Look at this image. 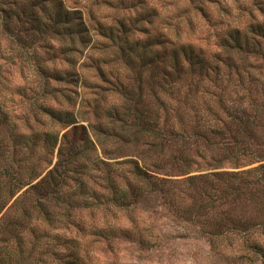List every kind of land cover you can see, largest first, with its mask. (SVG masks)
Wrapping results in <instances>:
<instances>
[{"label":"rangeland","instance_id":"374dc122","mask_svg":"<svg viewBox=\"0 0 264 264\" xmlns=\"http://www.w3.org/2000/svg\"><path fill=\"white\" fill-rule=\"evenodd\" d=\"M256 1L253 5V0H0V106L11 129L8 134L0 133V139L49 131L61 137L75 125L85 126L107 162L135 159L146 164L159 178L178 181L210 172H239L263 165L264 105L258 111L249 110V118L256 122V127L250 137L233 146L232 156L243 165L238 169L231 165L235 161L218 163V160L224 157L221 149L233 144V134L242 131L237 128L236 132L232 127L233 132L214 135L208 125L218 120L231 122L221 104L242 111L241 102L247 97L248 89L254 94L264 83V57L246 63L235 56L234 67L223 69L222 66L220 71L224 90L219 84L213 86L217 94L213 97L198 85V96L190 98L187 106L182 104L186 87L177 82L175 74L167 78L172 106L183 115L170 113L166 117L162 105L165 80L162 53L150 64L142 52L136 56L131 51H120L129 49L133 41L143 45L150 38L160 40L170 27L176 26L182 34L190 33L194 39L201 37L204 46L214 49L215 36L221 28L217 16L225 24L231 21L222 10L230 6L234 15L248 10L256 12L259 0ZM198 6L213 12L214 17L201 19L195 9ZM45 7L77 12L82 18L83 33L71 39L66 34L37 30V20L49 24L43 13ZM171 40L178 42L176 32L171 34ZM159 45L157 41L154 49L160 52ZM49 73L60 76V80H48ZM243 73L252 74L254 80L248 79L250 83L241 85L237 74ZM125 93L129 94L127 99ZM220 98L224 103H219ZM45 107L72 113L75 123L64 129L63 124L55 123L44 113ZM107 110L118 111L119 119L110 118ZM137 110L146 112L153 122L159 123L160 130H166L168 141H164L167 146L162 154L146 146L151 139L138 134L135 128L123 129L120 119L132 126ZM177 120L185 124L202 122L200 136L196 138L192 132H188L187 139L172 136L171 123ZM157 142L163 140L159 138ZM41 146L42 142L37 156L44 152ZM57 153L58 147L51 156V168L57 161ZM247 162L254 163L245 165ZM260 177L263 180L260 188L243 197L232 212L222 205L213 213L194 209L185 214L194 224L175 222L165 199L160 194H148L137 202L134 219L139 235L111 236L106 243L93 237L95 243L83 240V249L89 252L85 264H262L261 256L254 250L264 241V176ZM226 215L246 223L244 230L252 227L254 237L232 239L225 244L227 248L212 249L201 237L200 229L208 218ZM85 220L93 221L90 216H85ZM123 223L128 226L125 220ZM139 236L147 243L141 245Z\"/></svg>","mask_w":264,"mask_h":264},{"label":"trees","instance_id":"16d2710c","mask_svg":"<svg viewBox=\"0 0 264 264\" xmlns=\"http://www.w3.org/2000/svg\"><path fill=\"white\" fill-rule=\"evenodd\" d=\"M255 3L257 1L253 0V5ZM258 3L256 12L248 10L241 15H234L230 6L222 10L231 21L225 24L217 16L221 28L215 36L214 49L204 46L201 37L194 39L190 33L182 34L176 26L170 27L160 40L150 38L143 45L133 41L129 49L120 50L131 51L136 56L142 52V57L149 60L150 64L157 54L162 53L161 69L165 77L162 105L166 117L170 113L183 115L172 106L173 98L169 94L171 89L167 78L175 74L177 82L186 87L182 104L187 106L190 98L198 96V85H202L203 92L213 97L217 96L212 90L213 86L219 84L222 88L217 89L224 90V79L220 71L222 66L223 69L234 67L235 56L246 63L264 57V0ZM195 9L201 19L210 20L214 17L213 12L204 6ZM43 13L49 24L37 20L36 28L40 32L52 31L73 39L84 31L82 18L75 11L62 7L52 11L45 7ZM173 32L178 35L176 44L171 40ZM157 41H160V52L154 49ZM245 74H237L241 85H245L246 81L250 83L248 79L254 80L250 76L252 74ZM58 77L46 74L48 80H60ZM194 77L203 79L195 80ZM260 86L254 94L248 89L247 97L241 102L242 111L221 104L223 111L231 118L230 123L217 119L219 122L208 125L210 133L214 135L233 132L232 127L236 132L242 131L241 134L236 133V136L233 134V144H226L227 147L221 149L224 157L218 163L229 160L231 163L235 161L231 164L233 168L243 167L237 162L236 156H232L233 146L250 137L256 127V122L249 118V112L258 111L264 105V83ZM125 94L127 99L129 94ZM220 102L224 103L222 98ZM43 109L52 121L63 124L64 129L75 123L70 112L56 111L50 107ZM107 113L110 118L119 119L118 111L107 110ZM6 117L0 106V133L4 134L11 131ZM135 118L132 126L120 119L123 129L135 128L138 134L151 139L146 146L162 154L167 146L164 141H168L164 134L166 130H160L159 123L153 122L144 111L137 110ZM171 125L170 134L182 139L189 138L191 132L197 138L203 126L202 122L185 124L182 120ZM159 138L163 142L158 143ZM41 142L44 152L37 156ZM57 147V161L51 168V156ZM101 154L85 126L75 125L61 137L49 131L42 135L22 133L13 138L0 139V264H85L89 252L83 249V240L95 243L93 237L106 243L111 236L130 238L139 235L134 219L137 202L148 194H160L165 199L166 207L175 222L194 224V220L185 214L194 209L206 211L207 214L210 210L213 213L222 205L230 208L228 212H232L243 197L260 188L263 181L260 176H264L263 164L239 172H210L190 176L182 181L168 180L159 178L138 160L126 159L110 163ZM252 163L247 162L245 165ZM257 174L259 176L255 177ZM85 216H90L92 223H88ZM208 219L200 233L212 249L227 248L225 244L232 239L254 237L252 227L244 230L246 223L236 217L226 215ZM124 220L128 226L123 223ZM139 237L141 245L147 243L142 236ZM254 250L264 264V241L259 242Z\"/></svg>","mask_w":264,"mask_h":264}]
</instances>
